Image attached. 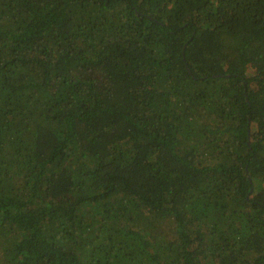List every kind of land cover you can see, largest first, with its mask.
Listing matches in <instances>:
<instances>
[{
  "label": "trees",
  "instance_id": "16d2710c",
  "mask_svg": "<svg viewBox=\"0 0 264 264\" xmlns=\"http://www.w3.org/2000/svg\"><path fill=\"white\" fill-rule=\"evenodd\" d=\"M0 264H264V0H0Z\"/></svg>",
  "mask_w": 264,
  "mask_h": 264
},
{
  "label": "rangeland",
  "instance_id": "374dc122",
  "mask_svg": "<svg viewBox=\"0 0 264 264\" xmlns=\"http://www.w3.org/2000/svg\"><path fill=\"white\" fill-rule=\"evenodd\" d=\"M164 233H165L166 235H168L169 237L172 236V235L170 234V231H169L167 228H165Z\"/></svg>",
  "mask_w": 264,
  "mask_h": 264
}]
</instances>
